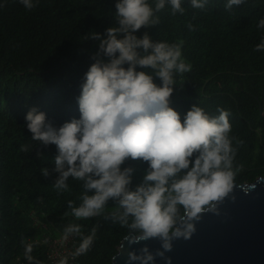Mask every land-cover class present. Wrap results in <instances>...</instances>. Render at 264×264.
I'll return each mask as SVG.
<instances>
[{
    "label": "trees",
    "instance_id": "16d2710c",
    "mask_svg": "<svg viewBox=\"0 0 264 264\" xmlns=\"http://www.w3.org/2000/svg\"><path fill=\"white\" fill-rule=\"evenodd\" d=\"M116 2L38 0L27 10L19 0H0V264H30L24 258L28 243L34 244L32 264H48L42 239L56 236L69 224H80L84 235L98 225L91 249L79 256L80 264H112L116 245L128 234L127 228L103 215L77 220L71 214L68 201L79 206L83 184L69 178L67 191L55 189L56 146L34 141L25 120L33 107L56 127L79 118L77 97L99 44L88 36L115 26ZM149 3L154 5L155 0ZM225 3L209 0L199 10L183 0V15H172L166 6L157 14V26L135 34L140 37L147 31L154 41L181 44L182 58L191 71L175 77L170 106L181 119L194 104L211 117L219 115L218 108L230 113V135L242 141H233L238 148L234 166L239 168L234 183H242L264 176V117L258 111L264 50H254L264 39V29L258 27L264 19V0H246L230 11ZM154 82L160 84L159 78ZM37 152L43 155L37 158ZM125 166L137 169L134 187L147 164L129 160ZM44 168L50 170L47 178L41 174ZM114 210L109 201L105 213ZM74 239L78 247L80 237Z\"/></svg>",
    "mask_w": 264,
    "mask_h": 264
},
{
    "label": "clouds",
    "instance_id": "9594fccd",
    "mask_svg": "<svg viewBox=\"0 0 264 264\" xmlns=\"http://www.w3.org/2000/svg\"><path fill=\"white\" fill-rule=\"evenodd\" d=\"M37 2L19 0L27 10ZM189 2L199 10L209 4V0ZM244 3L226 0L224 8L230 11ZM166 6L172 15L185 13L183 0H155L154 5L149 0H117L115 26L88 36L99 44L77 97L79 118L56 127L35 107L25 116L34 141L56 146L55 189L67 191L69 178L83 184L79 206L68 201L71 214L77 220L103 215L127 228L131 250L125 264H155L157 257L171 264L165 253L172 250L173 241L188 238L204 213L219 214V205L233 192L239 171L234 166L238 148L233 146L236 137L230 135L228 111L218 108L219 115L211 117L194 104L181 119L170 106L175 77L191 71L182 58L181 44L154 41L147 31L140 37L135 34L157 26V14ZM188 27L195 30L191 24ZM258 27L264 29V19ZM254 50H264V39ZM41 155L37 152V158ZM129 160L147 164L141 182L134 187L137 169L125 166ZM41 174L47 178L50 170L44 168ZM109 201L115 210L105 213ZM97 230L94 225L84 235L80 224H69L56 236L42 240L47 243L61 233L62 241L79 236V246L74 239L76 248L71 253L75 259L91 249ZM152 240L160 243L155 252L147 243ZM33 249V243L24 244V258L30 264ZM59 264H67V258Z\"/></svg>",
    "mask_w": 264,
    "mask_h": 264
},
{
    "label": "water",
    "instance_id": "95a60500",
    "mask_svg": "<svg viewBox=\"0 0 264 264\" xmlns=\"http://www.w3.org/2000/svg\"><path fill=\"white\" fill-rule=\"evenodd\" d=\"M258 111L264 117V85ZM194 227L188 238L174 240L172 250L165 253L171 264H264V176L234 183L233 192L219 205V214L204 213ZM127 236L116 245L112 264H125L131 250ZM147 243L153 252L160 248L159 241ZM155 264L166 261L157 257Z\"/></svg>",
    "mask_w": 264,
    "mask_h": 264
},
{
    "label": "built area",
    "instance_id": "2783aa9c",
    "mask_svg": "<svg viewBox=\"0 0 264 264\" xmlns=\"http://www.w3.org/2000/svg\"><path fill=\"white\" fill-rule=\"evenodd\" d=\"M62 234L47 241L46 259L48 264H59L61 259L67 258V264H80L79 257L72 258L71 253L75 250L73 236L67 241H62Z\"/></svg>",
    "mask_w": 264,
    "mask_h": 264
}]
</instances>
